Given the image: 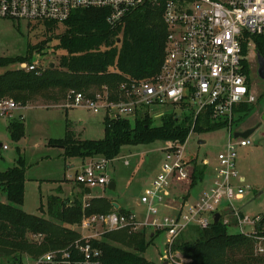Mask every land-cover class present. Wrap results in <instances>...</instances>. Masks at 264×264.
<instances>
[{
	"label": "built area",
	"instance_id": "2783aa9c",
	"mask_svg": "<svg viewBox=\"0 0 264 264\" xmlns=\"http://www.w3.org/2000/svg\"><path fill=\"white\" fill-rule=\"evenodd\" d=\"M147 5L162 10L168 32L160 72L145 80L128 78L115 88L103 86L92 97L72 90L60 108H85L94 115H103L104 121L152 118L154 113L170 108L164 115L174 113L182 122L188 121L190 133L185 142H162L165 157L159 173L141 196L145 208L141 218L132 213L113 212L85 217L81 227L88 230L99 225L107 232L149 230L165 234L167 263L186 264L188 260L173 251L177 240L192 227L209 228L216 214H221L220 222L227 226L232 224V218L239 221L241 233L255 238V252L263 256L264 233L257 234V222L252 233L242 230L244 225L254 222L246 218L242 223L235 202L243 198L245 190L236 187L233 180L238 175L235 165L238 149L252 145L248 138H235L238 132L234 126L237 117L257 103L250 53H245L244 46L253 42L254 37L264 35V0H0V19L63 24L76 11L102 9L109 11L108 23L116 26ZM38 68V62L20 66L27 72ZM18 107L13 100L0 99V116H8ZM207 124L227 128V147L215 164L203 162L201 169L212 170L211 183L195 202L189 203L183 198L181 186L191 181L189 191L192 189L199 165L188 157L187 146L190 136ZM112 162L104 157L89 158L67 179L88 190L107 189L113 182L107 174ZM126 165H130L127 160ZM186 196H190L189 192ZM226 203L229 205L223 209ZM96 238L93 235L83 239ZM89 242L78 241L72 250L49 252L33 264H100L97 259L101 252Z\"/></svg>",
	"mask_w": 264,
	"mask_h": 264
},
{
	"label": "trees",
	"instance_id": "16d2710c",
	"mask_svg": "<svg viewBox=\"0 0 264 264\" xmlns=\"http://www.w3.org/2000/svg\"><path fill=\"white\" fill-rule=\"evenodd\" d=\"M108 17L109 11L102 9L74 12L62 24L64 32L57 36L55 49L66 53L57 68H49L42 73L12 68L31 64L33 54L36 50H42L44 43L30 46L24 57L0 58V67H11L0 74V99L10 97L24 108L37 102V97L48 98L46 96L53 92L58 94L51 101L58 100L63 93L72 90L92 97L95 93H90V90L94 87L101 88V92L103 86L115 88L128 78L145 80L157 75L166 56L168 33L162 10L147 5L126 16L116 26L108 23ZM44 25L47 31L55 33L61 24L50 22ZM252 41L256 51L264 58V35L254 37ZM104 124L105 136L102 140H77L74 133L68 131L64 139L52 140L50 146L63 149L66 160L93 157L115 160L125 146L149 145L168 140L185 142L190 133L188 121L182 122L174 113L166 116L159 127L154 126L149 116L138 117L135 121L105 120ZM67 128L71 129V125ZM7 129L17 140L24 135L22 119H13ZM216 129V126L207 124L205 129L199 128L197 131L203 133ZM204 176V170L198 167L192 187H196ZM26 181L23 158L19 159L15 167L0 172V190L7 196V203L0 202V255L1 258L12 257V264H19L17 255L21 253L40 258L49 252L72 250L78 241L86 243L79 232L63 224L81 225L85 217L113 212L129 213L123 209L116 211L106 198H95L85 208L82 202H74L69 206L67 202L52 196L48 201V214H51L52 220H48L22 209ZM233 221L237 222L235 218H232ZM255 228L257 234L264 233V217ZM191 229L198 233V237L189 241L181 236L173 247L174 252L188 260L186 264H264V255L259 256L255 252V238L242 233L230 234L229 226L222 221L207 229ZM29 234L41 236L38 246L28 242ZM159 234L162 233H154L153 237L150 234L147 240L146 230L136 233L120 230L105 233L102 240L89 243L101 252L97 259L100 264H156L142 254L147 252ZM112 242H117L121 247L114 246Z\"/></svg>",
	"mask_w": 264,
	"mask_h": 264
},
{
	"label": "rangeland",
	"instance_id": "374dc122",
	"mask_svg": "<svg viewBox=\"0 0 264 264\" xmlns=\"http://www.w3.org/2000/svg\"><path fill=\"white\" fill-rule=\"evenodd\" d=\"M64 30L65 27L62 24L58 26L55 33H51L47 31L45 25L0 19V58L24 57L30 46L44 43V48L40 51L36 50L33 54L32 62L39 63L36 72L42 73L49 68H57L61 57L66 54L55 49L58 44L57 36ZM247 53H250L252 83L257 103L246 114L237 117L234 131L244 133L254 128L256 131L248 138L252 145L238 149L235 160L238 175L233 182L236 187L245 190L243 198L236 201L235 206L239 211L242 223L246 218L254 222L253 225L247 224L242 228L244 233H252L255 222H257L256 225H259L264 217V80L259 78L258 52L253 42H248ZM12 68L18 69L20 66H12ZM8 69L11 67H0V74L5 73ZM100 89L94 87L90 93H98ZM68 93L69 91H66L55 101H51L53 100L51 98L58 94L55 92L47 95L48 98L39 96L36 98L37 102L24 108L18 107L8 116H0V144L8 147L7 150L0 149V172L15 167L20 158L24 159L27 181L22 209L29 214L52 220L51 214H48L50 197H58L59 200L67 202L69 206L74 202H82L85 205L91 202L92 199L88 196L92 193L91 196L107 197L109 201H113L109 198H114L124 209L134 212L141 218L145 210L141 205V196L159 173L165 157V154L161 152L162 142L122 148L119 157L111 163L107 173L109 179L116 183V191H109L105 188L94 190L80 188L67 179L68 175L75 173V169L67 167L74 164L78 166L76 168H79L81 166L79 160H66L64 150L50 146V142L64 139L68 131L73 132L77 140L99 141L105 136V124L103 115H94L85 108L68 110L60 108L65 103ZM6 99L12 100L10 97ZM170 111V108H166L165 111L154 113V117H152L154 126H161L163 119L169 115L165 116L164 112ZM13 119H22L24 123V135L18 140L13 138L7 129ZM68 125H71L69 130ZM190 137L187 155L196 160L201 169L203 162L210 161L215 164L219 155L226 151L229 133L227 128L219 127L213 131L194 133ZM200 141H205L206 144H200ZM126 160L129 161V166L126 165ZM210 170L207 172L208 176L211 175ZM242 178L243 180H241ZM207 181H209L208 177L199 183L196 189H191L194 190L192 199H196L199 195L198 190H202ZM190 187L191 181L182 185V194L187 192L190 194ZM183 198H186L185 195ZM0 201L7 203V196L1 190ZM195 201L190 200L189 203ZM228 205V203L223 204L222 208L225 209ZM40 207H43V210H40ZM238 223L239 221H233L229 226L230 234H241L242 231L238 227ZM63 225L79 232L83 238L96 235V239H86L89 241L102 240L103 235L108 233L105 227L99 225H94L88 230H83L82 224ZM150 234L153 233L146 230L147 240L150 239ZM197 237L198 233L191 229L186 231L181 238L193 241ZM27 240L30 244L34 243L38 246L40 237L29 234ZM112 244L121 247L117 242H112ZM32 256L30 253L18 254L19 264H33L38 258ZM142 256L156 264H170L167 263V236L159 234ZM0 263L12 264L13 258L2 257Z\"/></svg>",
	"mask_w": 264,
	"mask_h": 264
},
{
	"label": "crops",
	"instance_id": "0c3cea01",
	"mask_svg": "<svg viewBox=\"0 0 264 264\" xmlns=\"http://www.w3.org/2000/svg\"><path fill=\"white\" fill-rule=\"evenodd\" d=\"M203 142V141H202ZM200 144H205V143H201V141H200ZM4 145H1V147H0V149L3 147ZM3 149V148H2ZM88 159H86V160H79V163L82 165V163L83 162H86ZM76 167H78V166H76V165H74V164H71L70 166H68L67 168L68 169H70V168H73V169H75V170H77V169H79V168H76ZM72 169V170H73ZM70 171V170H69ZM205 172V176H204V179L202 180V181H200L199 183H201V182H203V181H205L206 179H207V177L209 178V181H207L206 183H205V186L203 187V189L202 190H198V193H199V195L203 192V191H205V190H207L208 189V187H209V185H210V183H211V180H212V174H211V170H210V174L211 175H209L208 176V174H207V172H208V170H206V171H204ZM241 180H243V178L241 179ZM198 183V184H199ZM197 184V185H198ZM196 185V186H197ZM193 188H195L196 189V187H192V189ZM108 189V188H107ZM116 189H117V185H116ZM94 190V189H93ZM193 191L194 190H191V193H190V196L188 197V196H186V194L184 193L183 195H185L186 196V198H184V200L185 201H188V202H190V200H197V198L199 197V195L196 197V199H192V197H193ZM92 194V193H91ZM91 194L88 196L90 199H95V198H106V199H108L107 197H99V196H91ZM109 199H112L113 201H111L112 202V204H113V206H114V204H117L118 206H119V208H115V210L117 211V210H119V209H123V210H126V209H124V207H122V205L120 204V203H118L116 200H114V198H109ZM1 202V201H0ZM2 203H6V201H3ZM88 204H90V203H88ZM115 207V206H114ZM127 212H129V213H132V214H135L134 212H132V211H129V210H126ZM154 236V234L152 235V237Z\"/></svg>",
	"mask_w": 264,
	"mask_h": 264
},
{
	"label": "water",
	"instance_id": "95a60500",
	"mask_svg": "<svg viewBox=\"0 0 264 264\" xmlns=\"http://www.w3.org/2000/svg\"><path fill=\"white\" fill-rule=\"evenodd\" d=\"M257 59H258V64H259V70H258V74H259V78L264 80V58L258 53V56H257ZM256 131V128L254 129H251V130H248L244 133H236L235 134V138H243V139H247L249 138L254 132ZM201 143H205V141H201ZM2 144H0V147H1ZM264 145V143H263ZM108 190L109 191H116V183L115 182H111V184L108 186ZM115 208H119V206L117 204H114ZM220 219H221V214H216L215 216V221L214 223L215 224H218L220 222ZM0 258H1V255H0Z\"/></svg>",
	"mask_w": 264,
	"mask_h": 264
}]
</instances>
